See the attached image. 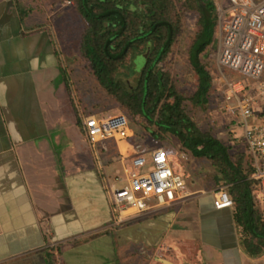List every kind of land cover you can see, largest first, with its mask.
<instances>
[{
	"label": "crops",
	"instance_id": "crops-1",
	"mask_svg": "<svg viewBox=\"0 0 264 264\" xmlns=\"http://www.w3.org/2000/svg\"><path fill=\"white\" fill-rule=\"evenodd\" d=\"M35 14L0 0V264H59L52 241L63 264H252L236 206L215 208L219 187L132 217L129 234L110 232L103 183L79 155L89 144L63 54Z\"/></svg>",
	"mask_w": 264,
	"mask_h": 264
},
{
	"label": "built area",
	"instance_id": "built-area-1",
	"mask_svg": "<svg viewBox=\"0 0 264 264\" xmlns=\"http://www.w3.org/2000/svg\"><path fill=\"white\" fill-rule=\"evenodd\" d=\"M215 5V43L205 52L206 67L214 82L212 96L218 109L238 112L234 124L242 128V139H227L225 144L233 156L243 155L251 170L250 179L255 182L254 199L261 206L264 203V0H220ZM224 68L239 77L231 80ZM78 111L90 145L102 153L113 145L117 149V161L123 165L125 177L121 174L112 179L103 177L117 223L184 202L194 194L189 190L187 175L172 165V155L163 145L149 147L145 142L148 135L135 132L128 114L116 111L107 117H97L87 115L82 107ZM179 158L187 160L188 156L183 152ZM214 205L217 209L234 206L226 185L214 192ZM45 233L49 238L48 228ZM58 245L50 242V247Z\"/></svg>",
	"mask_w": 264,
	"mask_h": 264
},
{
	"label": "rangeland",
	"instance_id": "rangeland-1",
	"mask_svg": "<svg viewBox=\"0 0 264 264\" xmlns=\"http://www.w3.org/2000/svg\"><path fill=\"white\" fill-rule=\"evenodd\" d=\"M23 1L32 12L36 13L35 21L37 24L39 23L38 25H47L51 28V35L55 37L60 46V51L63 54L62 62L70 76V91L77 110L82 107L87 115L93 114L97 117H107L116 111L128 113L131 117L132 127L137 134H145V136L159 139L150 140L147 136L145 142L149 144V147L154 148L163 145L166 151L172 155V165L179 173L187 175L186 180L191 192L195 194L205 193L222 185H226L228 189L231 187L229 181L225 182V178H227L225 172L223 169L218 168L216 160L194 156L175 135L160 129L154 122H149L144 116L134 114L131 103L128 101H126L127 103L123 102L116 94L110 93L99 83L89 59L81 51L82 35L87 23L78 11L77 0ZM151 1L136 0V3L139 7L145 9L151 6ZM213 1L217 4L220 0ZM157 4L162 5L161 11L164 17L169 19L175 26L176 35L170 51L156 65L155 72H162L169 85L183 97L181 108L195 123L200 133L216 137L224 144L227 139L231 138L241 141L243 130L239 125L234 124V120H237V111L226 113L218 109L215 97L211 94L207 104L203 107L192 100L198 85V75L191 63V48L201 29V13L198 0H157ZM214 27L215 25L208 29L213 43H215ZM133 28L132 33L136 27ZM150 47L152 49L155 47L154 39L151 40ZM147 49V45H138L136 48L131 49L122 61L115 64L114 75L120 81L122 87L140 92L141 73L145 64L144 55L147 54ZM206 49L210 50V45ZM224 72L231 80L239 77V74L227 68H224ZM126 98L130 100L129 96H126ZM168 100L173 99L164 97L161 104ZM159 108L160 106H157L153 113L154 120L159 117ZM86 142L89 146L85 144L84 150L80 151L79 155L82 156L85 165L89 164L95 167L97 170L96 176L102 181L103 190L106 193L104 176L112 179L116 174H121L125 177L123 165L117 161V149L110 145L109 149L102 153L97 147L91 146L87 140ZM241 149L243 150V148ZM183 152L187 154V160L179 158V154ZM228 154L229 157H232L231 151L228 150ZM108 203L109 219L111 220L110 232H114V234L116 230L128 234L132 232L133 224L131 220L112 224L116 221L115 212L109 199ZM260 208L264 219V203ZM46 223H48L47 220H44L45 232L47 228H51ZM96 232L100 234L107 231L102 229ZM60 250V247L55 252L53 250V254L57 256L54 262L63 264L62 258H58L62 255ZM132 262V260H129L125 264H132ZM252 264H264V253L254 257Z\"/></svg>",
	"mask_w": 264,
	"mask_h": 264
},
{
	"label": "trees",
	"instance_id": "trees-1",
	"mask_svg": "<svg viewBox=\"0 0 264 264\" xmlns=\"http://www.w3.org/2000/svg\"><path fill=\"white\" fill-rule=\"evenodd\" d=\"M198 5L201 29L191 48V63L198 75V85L192 100L203 107L214 91L213 78L206 67L205 52L212 43L208 29L215 25L216 5L213 0H198ZM161 6L157 0H152L151 6L145 9L139 7L136 0H77L78 11L87 23L81 51L89 59L99 83L123 102L131 103L134 114L144 116L160 129L175 135L194 156L216 160L218 168L225 172V182L229 181L231 185L227 190L236 206L235 221L242 227V244L249 255L260 256L264 253V219L262 209L254 199L255 182L250 179L251 170L244 162L243 155L229 157V147L220 139L200 133L181 108L183 97L169 85L162 72H155L156 65L170 51L176 35L175 26L164 17ZM134 26L136 28L132 33ZM152 39L155 40L153 49L150 47ZM141 44L147 45L148 52L142 68L140 92H136L122 87L114 73L115 64ZM164 97L173 100L161 104ZM157 106H160L159 117L154 120L153 113ZM78 123L87 140L79 113ZM58 247L60 245L50 247V250ZM50 254L54 255L53 252Z\"/></svg>",
	"mask_w": 264,
	"mask_h": 264
},
{
	"label": "water",
	"instance_id": "water-1",
	"mask_svg": "<svg viewBox=\"0 0 264 264\" xmlns=\"http://www.w3.org/2000/svg\"><path fill=\"white\" fill-rule=\"evenodd\" d=\"M147 54L144 55V58L146 57ZM162 262H164L165 264H176L174 262H172L171 260H168V259H165V258H162L161 259Z\"/></svg>",
	"mask_w": 264,
	"mask_h": 264
}]
</instances>
